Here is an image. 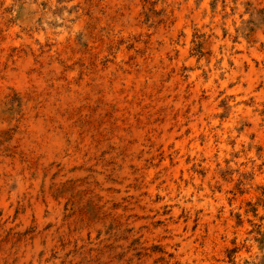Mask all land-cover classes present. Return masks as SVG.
I'll list each match as a JSON object with an SVG mask.
<instances>
[{"label": "rangeland", "instance_id": "rangeland-1", "mask_svg": "<svg viewBox=\"0 0 264 264\" xmlns=\"http://www.w3.org/2000/svg\"><path fill=\"white\" fill-rule=\"evenodd\" d=\"M0 264H264V0H0Z\"/></svg>", "mask_w": 264, "mask_h": 264}, {"label": "bare ground", "instance_id": "bare-ground-1", "mask_svg": "<svg viewBox=\"0 0 264 264\" xmlns=\"http://www.w3.org/2000/svg\"><path fill=\"white\" fill-rule=\"evenodd\" d=\"M206 1V0H205ZM186 3H187V1H186ZM196 3V2H195ZM179 5V4H178ZM177 5V6H178ZM189 4H187V6H188ZM206 7V6H205ZM180 8V7H179ZM180 10V9H179ZM188 11V10H187ZM184 12V11H183ZM192 12H194V11H192ZM180 13V12H179ZM182 14V13H181ZM181 16V15H180ZM194 16V15H193ZM178 17H179V14H178ZM185 17V16H184ZM181 19V18H180ZM186 21V20H185ZM182 24H183V22H182ZM188 24V23H187ZM217 28V27H216ZM234 28V27H233ZM186 29V28H185ZM222 30V29H221ZM189 31V30H188ZM216 32H217V30H215ZM218 32H219V29H218ZM217 35H218V33H217ZM188 36V35H187ZM227 37V36H226ZM188 38V37H187ZM228 38V37H227ZM185 39H186V37H185ZM218 39H219V37H218ZM225 39V38H224ZM224 41V40H223ZM227 41V40H226ZM234 41V40H233ZM244 42V41H243ZM225 44H226V42H225ZM228 44V43H227ZM244 44V43H243ZM232 45V44H231ZM214 46V45H213ZM215 47V46H214ZM224 48V47H223ZM217 49V48H216ZM222 50V49H221ZM234 51V50H233ZM217 52H218V50H217ZM215 53V52H214ZM217 55H218V53H217ZM237 56V55H236ZM244 56V55H243ZM245 57V56H244ZM231 58V57H230ZM235 58V57H234ZM242 58V57H241ZM226 60V59H225ZM235 60V59H234ZM240 62H241V60H240ZM226 64V63H225ZM244 66V65H243ZM227 67V66H226ZM229 67V66H228ZM237 67H238V65H237ZM225 69V68H224ZM244 70V69H243ZM193 71V70H192ZM215 71V70H214ZM227 71V70H226ZM232 71V70H231ZM230 71V72H231ZM241 71V70H240ZM215 72H217V71H215ZM195 73V72H194ZM213 73V72H212ZM233 73V72H232ZM215 74V73H214ZM232 76H233V74H232ZM238 76V75H237ZM227 77H228V75H227ZM250 77V76H249ZM235 78V77H234ZM233 78V79H234ZM254 80V79H253ZM252 80V81H253ZM227 81V80H226ZM224 82V81H223ZM255 83V82H254ZM226 84H227V82H226ZM239 84V83H238ZM250 84H251V82H250ZM227 86V85H226ZM250 86V85H249ZM228 87V86H227ZM235 87V86H234ZM233 89V88H232ZM231 89V90H232ZM235 89V88H234ZM237 89V88H236ZM253 90V89H252ZM230 91V90H229ZM238 91V90H237ZM248 91V90H247ZM236 92V91H235ZM236 94V93H235ZM230 100V99H229ZM232 102V101H231ZM235 106V105H234ZM239 107V106H238ZM235 109V108H234ZM236 113V112H235ZM216 119V118H215ZM211 120V119H210ZM209 131V130H208ZM222 134V133H221ZM220 134V135H221ZM208 138H209V136H208ZM211 138V137H210ZM209 140V139H208ZM212 142V141H211ZM184 145V144H183Z\"/></svg>", "mask_w": 264, "mask_h": 264}]
</instances>
